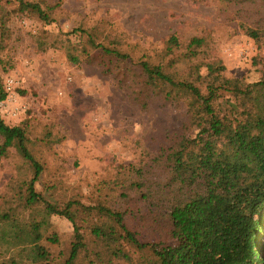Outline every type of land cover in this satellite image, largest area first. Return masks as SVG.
Here are the masks:
<instances>
[{
    "label": "rangeland",
    "instance_id": "rangeland-1",
    "mask_svg": "<svg viewBox=\"0 0 264 264\" xmlns=\"http://www.w3.org/2000/svg\"><path fill=\"white\" fill-rule=\"evenodd\" d=\"M27 4H38L48 19ZM259 6L243 0H0V91L7 102L0 114L7 125L25 130L27 146L43 167L36 192L59 209L69 202L79 205L77 224L86 245L74 264H151L156 259L149 247L124 240L111 247L121 248L115 254L88 231L99 219L84 207L126 212L137 238L147 243L166 230L161 222L151 226L145 214L193 199L186 189L168 192L155 162L180 135H194L188 129L190 98L169 96L154 81L145 89L139 62L164 64L204 93L211 63L244 87L257 83L264 78V49L242 26L259 20ZM89 36L132 61L108 71L88 61ZM172 36L180 47L169 55ZM193 38H203L204 44L195 57H185ZM33 176V166L16 148L0 160V264H65L76 241L67 218L48 216L44 202L28 203ZM136 181L148 182L155 199L144 200L132 190ZM37 224L42 239L36 245L24 242Z\"/></svg>",
    "mask_w": 264,
    "mask_h": 264
},
{
    "label": "trees",
    "instance_id": "trees-1",
    "mask_svg": "<svg viewBox=\"0 0 264 264\" xmlns=\"http://www.w3.org/2000/svg\"><path fill=\"white\" fill-rule=\"evenodd\" d=\"M245 2L260 3L256 11L259 20L242 28L259 49H264V0H243ZM26 7L42 19H48L38 4ZM89 37L92 52H87L85 57L104 70H113L114 66L131 59L129 54ZM203 44V38H193L187 45L185 57H195ZM179 47L178 38L172 36L167 52L173 54ZM72 60L77 61L75 57ZM216 65L219 64L206 66L204 93L194 83L179 80L164 64L139 62L145 89L148 81H154L165 86L169 96L190 98L188 124L191 126L188 129L194 130V135L188 136V132L180 135L172 146L159 151L155 162L163 171L168 192L186 189L193 199L183 206L145 214L151 226L156 228L161 222L166 230L163 236L147 243L137 238L126 212L103 205L84 207L96 213L99 219L88 231L107 247L123 240L140 249L149 247L156 258L151 264H264L260 255V238L264 231V78L244 87L239 80L225 78L220 73L224 68ZM120 74L125 76L123 72ZM225 93H229L226 100ZM4 99L6 93L0 91V101ZM0 137V160L11 148H16L34 168V176L28 183V203L44 202L48 216L60 215L74 224L76 241L65 261V264H74L86 245L85 234L77 224L75 206L78 204L69 202L59 209L36 192L35 183L43 167L27 146L25 130L7 125L1 114ZM131 189L144 200L155 199L148 182H133ZM39 229L38 224L34 225L22 240L36 245L42 239ZM111 249L115 254L122 253L120 247ZM41 250L37 253L44 258L46 255Z\"/></svg>",
    "mask_w": 264,
    "mask_h": 264
},
{
    "label": "built area",
    "instance_id": "built-area-1",
    "mask_svg": "<svg viewBox=\"0 0 264 264\" xmlns=\"http://www.w3.org/2000/svg\"><path fill=\"white\" fill-rule=\"evenodd\" d=\"M13 83H14V82H13L12 80L8 82V91L11 90V87H12ZM10 98H12V95H10ZM6 104H7V102H3V101H2V103L0 104V108L4 107ZM15 115H16V114H15Z\"/></svg>",
    "mask_w": 264,
    "mask_h": 264
}]
</instances>
